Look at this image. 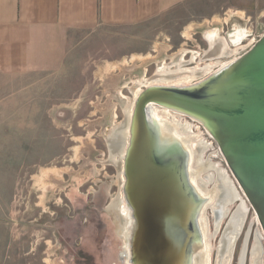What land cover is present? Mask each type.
<instances>
[{
	"label": "rangeland",
	"instance_id": "rangeland-1",
	"mask_svg": "<svg viewBox=\"0 0 264 264\" xmlns=\"http://www.w3.org/2000/svg\"><path fill=\"white\" fill-rule=\"evenodd\" d=\"M234 27L246 34L240 45L231 47L236 53L205 57L206 34L216 31L226 37ZM263 35L264 0H194L146 23L128 45L108 40L78 44L59 72L19 75L9 86L1 81L0 112H15L17 127L0 132V264H123L125 224L121 232L114 209L123 176L120 152H111L109 140L126 119L134 81L151 78L158 64L169 65L181 55L183 69L210 64L211 74L245 54ZM11 94L12 99L3 100ZM164 112L190 126L196 160L202 159L201 166L207 163L199 167L198 177L206 182L205 190L212 191L218 178L225 183L224 174L239 196L216 229L214 207L205 211L208 234L213 235L208 264H216L223 231L246 199L206 130L196 120ZM246 209L230 264H239L244 250L243 264H251L259 242L258 264H264V238L247 203Z\"/></svg>",
	"mask_w": 264,
	"mask_h": 264
},
{
	"label": "water",
	"instance_id": "water-1",
	"mask_svg": "<svg viewBox=\"0 0 264 264\" xmlns=\"http://www.w3.org/2000/svg\"><path fill=\"white\" fill-rule=\"evenodd\" d=\"M150 107L196 120L251 207L264 238V35L250 50L196 83L151 85L136 97L122 159L128 208L123 264H199L200 214L211 195L191 183L189 153Z\"/></svg>",
	"mask_w": 264,
	"mask_h": 264
},
{
	"label": "crops",
	"instance_id": "crops-1",
	"mask_svg": "<svg viewBox=\"0 0 264 264\" xmlns=\"http://www.w3.org/2000/svg\"><path fill=\"white\" fill-rule=\"evenodd\" d=\"M192 1L0 0V84L12 85L19 75L59 72L78 44L108 40L128 45L146 23ZM15 115L0 112V132L17 127ZM114 209L121 230L124 205L119 202Z\"/></svg>",
	"mask_w": 264,
	"mask_h": 264
},
{
	"label": "bare ground",
	"instance_id": "bare-ground-1",
	"mask_svg": "<svg viewBox=\"0 0 264 264\" xmlns=\"http://www.w3.org/2000/svg\"><path fill=\"white\" fill-rule=\"evenodd\" d=\"M205 37L209 43V50L204 52V55H205V57L213 59V58H224V57H228V56L230 57V55H232L233 53H236L235 50H231V46L236 47V46L240 45L239 43H241L245 40L246 34L239 27H234L230 30V32L227 33L226 37H221V36L217 35L216 31L207 33ZM192 53H193V51H192ZM213 62H215V61H212L210 63H213ZM185 64H186V61H184V59L182 58V55L177 56V58L175 57L169 65H164L163 63L158 64L157 72L151 78H149V79L142 78L140 80L134 81L133 86L130 88V91H131L130 93H132V95H133V100H132L130 106L128 107V109L125 111L126 119L120 125V127H118L111 134L110 140H109V147H110L111 152L112 153L120 152V159H121L120 173H121V175H122V159L124 156L125 146H126V143L128 140V124H129V120L131 117V112L133 109L134 101H135L136 97L138 96V94L141 92L142 88H145V86L147 84L163 85V86H186V85L193 83L194 81L202 80L203 78H205L207 75L210 74L209 71L213 68L210 64H206L203 68L197 67V68H192V69L191 68L183 69ZM224 65L225 64H223L222 66H224ZM222 66H220V67H222ZM172 67H175V70H171ZM220 67H218V68H220ZM174 81H176V83L169 84L170 82H174ZM151 85H148V86H151ZM148 86H146V87H148ZM149 109L151 111L149 117L163 123L166 127L172 128V137L177 138L180 142L184 143L185 148L189 153V171H192V173H193V179L191 180V183L196 187V189L198 190V192L202 196L208 198L211 195V198L208 200L207 206L204 209H202V212H201L200 217H199L200 227H201L202 235H203V251H202V256L199 260V264L201 263V261H203L204 263H207L209 251H210V245L208 244V241L210 238L213 237V235L210 236L208 234V226L206 223L205 211H206V209H209V207H211V205L212 206L214 205L211 203V200H212L213 196L215 199V194L213 192H210L209 190H205L206 182L204 183L198 178L199 174H200L199 173V170H200L199 167H201L200 163H202V159L200 158L199 160H196V158L198 156L197 150L194 149L195 145H193V143L191 142V138L193 136L188 133V131L190 130V126L187 124H182V123L178 122L177 120H174L171 116L165 114V112H164V111H167V112H171V111H168V110L163 109V108H154V107H150ZM171 113L175 114L174 112H171ZM176 116H179L180 118L183 117V115H181V114L176 115ZM199 148H201V147H199ZM205 149H206V145H204V146L202 145L201 150L204 151ZM223 178L225 179L226 183H229V185L232 188L233 194H234V188L232 187L230 180H228L224 174H223ZM205 180H207V182H209V180L212 181V177L206 176ZM120 181H121V188H122L123 177H121ZM219 190H220V188H219ZM226 192H224V194ZM234 197L238 198L239 196L237 197L236 193H235ZM119 202H121L124 205L125 215H126L125 232H124V238L125 239L123 238L124 246H125L126 234H127V225H131L132 221H131L129 210L125 206V203H124V200H123L121 193H120ZM226 203H227V201H226ZM238 206H239V209H241V210H245V211L247 210L246 209V202L243 200L240 202V205H238ZM223 216H224V214H223ZM242 216H244V215H242ZM219 220L220 219H218V218H216L214 220L215 229L218 227ZM260 235L262 236V234H260ZM258 239H260V238H258ZM258 239H257V241H258ZM232 241H233V239H232ZM256 245H258V243H255V246H254L255 249L257 248ZM123 251H124V249H123ZM122 256H123V252H122ZM122 256H121V258L123 259ZM228 261H230V260H228ZM240 264H243L242 261Z\"/></svg>",
	"mask_w": 264,
	"mask_h": 264
},
{
	"label": "flooded vegetation",
	"instance_id": "flooded-vegetation-1",
	"mask_svg": "<svg viewBox=\"0 0 264 264\" xmlns=\"http://www.w3.org/2000/svg\"><path fill=\"white\" fill-rule=\"evenodd\" d=\"M206 165H207V163H204L201 167L206 166ZM212 183H213V188H212V191H210V192H213L215 194V199H214V202L212 203L214 205L213 206L211 205V206L214 207L213 212H214L215 218L221 219L222 217L226 216V214L229 211V206H231V204H232L231 202H233L236 198L234 197V194H232V188L229 185V183H226V182L223 183L219 178L217 180H214ZM219 188H220V190H219ZM223 191L224 192L227 191V192L224 194ZM226 201H227V203H226ZM245 213H246L245 210H241L238 207L237 210L235 211V213L229 219V221L226 225V228L223 231L222 237L219 241V245H218V247H216V253H217L216 264H230V262H231L230 258L232 257L231 251L233 250L234 242L236 241V238L240 232V228L242 227V224H243L242 223V217L244 218V216H242V215H245ZM223 214H224V216H223ZM232 239H233V244L231 242ZM256 246H257V248L255 249V247H253L252 252H251V264H258L260 259H261L260 243H258V245H256ZM245 247H244V249H245ZM211 248L212 247L210 246V250H211ZM244 254H245V250L242 253V256L240 257L239 264L241 263V261H242V263L244 262ZM208 258H209V256H208ZM228 260H230V261H228ZM201 263L202 264H208V261H207V263H204L203 261H201Z\"/></svg>",
	"mask_w": 264,
	"mask_h": 264
}]
</instances>
